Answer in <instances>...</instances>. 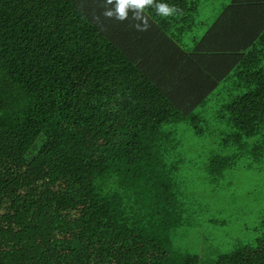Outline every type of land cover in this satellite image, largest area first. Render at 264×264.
Wrapping results in <instances>:
<instances>
[{"label": "trees", "instance_id": "obj_1", "mask_svg": "<svg viewBox=\"0 0 264 264\" xmlns=\"http://www.w3.org/2000/svg\"><path fill=\"white\" fill-rule=\"evenodd\" d=\"M170 2L181 15L145 9L137 31L99 0H0V264H264V214L254 242L210 260L172 243L184 221L168 161L170 125L202 133L197 109L227 81L210 122L231 153L206 172L241 155L264 166V0L223 5L237 40L218 49L204 42L215 27L186 46L199 0ZM209 44L222 52L198 57Z\"/></svg>", "mask_w": 264, "mask_h": 264}, {"label": "rangeland", "instance_id": "obj_2", "mask_svg": "<svg viewBox=\"0 0 264 264\" xmlns=\"http://www.w3.org/2000/svg\"><path fill=\"white\" fill-rule=\"evenodd\" d=\"M229 1L199 0L195 25L185 33L184 39L189 41L200 30L198 21L212 18ZM3 84L6 85L4 81ZM227 84V81L219 83L208 100L198 107L207 119L200 125L204 129L202 133L195 132L186 122L170 125L177 144L175 154L168 161L177 165L174 176L181 190L184 221L174 231L172 243L202 260L213 259L238 244L252 243L263 231L264 166L250 167L247 156L241 155L217 180H210L206 172L211 154L231 153L230 146L219 143L221 129L210 122L231 96ZM7 88L5 92L10 89Z\"/></svg>", "mask_w": 264, "mask_h": 264}, {"label": "clouds", "instance_id": "obj_3", "mask_svg": "<svg viewBox=\"0 0 264 264\" xmlns=\"http://www.w3.org/2000/svg\"><path fill=\"white\" fill-rule=\"evenodd\" d=\"M99 15L114 20L126 21L131 18V26L137 31L150 27L145 9H153L158 17L170 18L182 14V10L170 0H99Z\"/></svg>", "mask_w": 264, "mask_h": 264}, {"label": "crops", "instance_id": "obj_4", "mask_svg": "<svg viewBox=\"0 0 264 264\" xmlns=\"http://www.w3.org/2000/svg\"><path fill=\"white\" fill-rule=\"evenodd\" d=\"M230 2V1H229ZM249 9H256L258 10L257 6H246ZM223 9V8H222ZM222 9L216 13L212 18H209L208 20H206L205 18L203 19V25L201 28V31L199 32L200 35L194 37L192 39V41L190 42V44L186 45L187 47L190 45H193L195 42V39H199L202 36H204L205 33L208 32V30L211 27H215L214 30L212 32H210V34H208V36L206 37V40L204 41L205 44L209 43V42H216V49H218L220 46H228L230 44V42L232 41H236V33L234 34V28L230 26V23L228 21H226V19L224 21L220 22V18L221 17V13H222ZM258 14V12L256 13H252L250 14L249 17H255ZM226 17V16H225ZM219 19V20H218ZM218 20V23H217ZM216 23V24H215ZM205 37H202V39H204ZM186 43V42H185ZM210 48V51H208L207 48L202 47L203 51L199 52L200 54L197 53L198 57H202L201 55H203L204 53H211V59H215L216 55L218 52H222L223 48H221V50H216L217 52H214L211 49V45H207ZM192 46H190L189 48H191Z\"/></svg>", "mask_w": 264, "mask_h": 264}]
</instances>
